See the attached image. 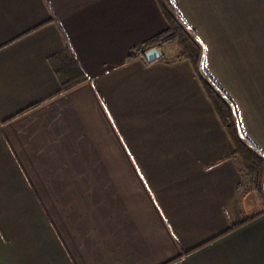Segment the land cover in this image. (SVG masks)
I'll list each match as a JSON object with an SVG mask.
<instances>
[{
    "label": "crops",
    "instance_id": "obj_1",
    "mask_svg": "<svg viewBox=\"0 0 264 264\" xmlns=\"http://www.w3.org/2000/svg\"><path fill=\"white\" fill-rule=\"evenodd\" d=\"M172 2L264 155V0ZM168 27L159 0H0V264H264V213L221 235L264 182L192 61L128 59ZM65 35L94 82L55 95Z\"/></svg>",
    "mask_w": 264,
    "mask_h": 264
},
{
    "label": "trees",
    "instance_id": "obj_2",
    "mask_svg": "<svg viewBox=\"0 0 264 264\" xmlns=\"http://www.w3.org/2000/svg\"><path fill=\"white\" fill-rule=\"evenodd\" d=\"M159 1L163 12L168 19L169 27L165 31L146 40L144 44L141 45L144 48L141 54L133 51L128 55V59L134 60L139 56L144 58L145 51L150 48L156 46L164 48V46L167 44L177 42L180 47L179 51L175 58L168 61H177L181 59H190L192 61L209 98L214 103L219 117L221 118L224 126L228 129L233 140L235 149L230 156H240L243 158V164L248 178L249 187L259 191L260 193H263L264 155L260 152L259 148L256 147L255 144L243 133L241 127L239 126L236 117V110L233 104L221 94L223 90L219 87L217 82H215L214 78L210 75L206 68L202 45L194 36H192L191 32L187 30V28L180 22L179 18L174 14L175 6L172 0H167L168 5L164 0ZM53 19L57 20L55 16ZM66 41V48L51 57V63L53 64L55 71L61 81V88L55 95L68 91L85 81L90 80L91 82H94L93 78L87 73L83 64L78 59L67 36ZM158 60L164 61L167 60V58L165 55H163ZM145 61L149 64L153 63V61H148L146 59ZM263 213L264 208L253 216L246 217L242 221L233 223L230 228L221 235H225L237 229L252 219L262 215ZM175 259L176 258L165 264H169Z\"/></svg>",
    "mask_w": 264,
    "mask_h": 264
},
{
    "label": "water",
    "instance_id": "obj_3",
    "mask_svg": "<svg viewBox=\"0 0 264 264\" xmlns=\"http://www.w3.org/2000/svg\"><path fill=\"white\" fill-rule=\"evenodd\" d=\"M163 56V50L161 47L156 46L145 51L144 57L148 61H155Z\"/></svg>",
    "mask_w": 264,
    "mask_h": 264
},
{
    "label": "rangeland",
    "instance_id": "obj_4",
    "mask_svg": "<svg viewBox=\"0 0 264 264\" xmlns=\"http://www.w3.org/2000/svg\"><path fill=\"white\" fill-rule=\"evenodd\" d=\"M165 2H167V1H165ZM167 4V3H166ZM188 30V29H187ZM189 32H190V30H188ZM192 34V33H191ZM192 36H193V34H192ZM172 47V48H176V47H179V45H178V43L177 42H173V43H170V44H167L166 46H164V47ZM180 48V47H179ZM179 48H178V50H179ZM135 51V50H134ZM177 53L178 52H175L174 54H173V56H171V58L169 57L168 59L170 60V59H173V58H175L176 57V55H177ZM140 54V53H139ZM167 58V57H166Z\"/></svg>",
    "mask_w": 264,
    "mask_h": 264
},
{
    "label": "built area",
    "instance_id": "obj_5",
    "mask_svg": "<svg viewBox=\"0 0 264 264\" xmlns=\"http://www.w3.org/2000/svg\"><path fill=\"white\" fill-rule=\"evenodd\" d=\"M143 49H144L143 46H140V47L136 48L134 52L141 54Z\"/></svg>",
    "mask_w": 264,
    "mask_h": 264
}]
</instances>
